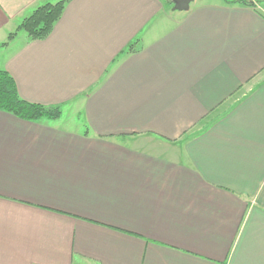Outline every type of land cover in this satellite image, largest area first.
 Here are the masks:
<instances>
[{"label":"crops","instance_id":"0c3cea01","mask_svg":"<svg viewBox=\"0 0 264 264\" xmlns=\"http://www.w3.org/2000/svg\"><path fill=\"white\" fill-rule=\"evenodd\" d=\"M49 1L0 0V69L61 109L0 110V264H264V7L70 0L30 40Z\"/></svg>","mask_w":264,"mask_h":264},{"label":"trees","instance_id":"16d2710c","mask_svg":"<svg viewBox=\"0 0 264 264\" xmlns=\"http://www.w3.org/2000/svg\"><path fill=\"white\" fill-rule=\"evenodd\" d=\"M69 1L55 0L37 6L28 16L21 20L17 26V30L24 31L30 40L44 39L51 32L65 4ZM259 1L264 0H231L226 2L254 7ZM14 34L10 33L8 39ZM128 50H130V46H127L121 53ZM0 110L12 113L26 120H37L40 118L55 119L61 113L60 105L47 106L21 99L18 95L14 79L3 69H0Z\"/></svg>","mask_w":264,"mask_h":264},{"label":"water","instance_id":"95a60500","mask_svg":"<svg viewBox=\"0 0 264 264\" xmlns=\"http://www.w3.org/2000/svg\"><path fill=\"white\" fill-rule=\"evenodd\" d=\"M173 10L185 11L189 9V5L193 0H171Z\"/></svg>","mask_w":264,"mask_h":264},{"label":"rangeland","instance_id":"374dc122","mask_svg":"<svg viewBox=\"0 0 264 264\" xmlns=\"http://www.w3.org/2000/svg\"><path fill=\"white\" fill-rule=\"evenodd\" d=\"M231 1V0H230ZM260 6L264 7V1H259L258 3ZM257 7V6H256Z\"/></svg>","mask_w":264,"mask_h":264}]
</instances>
